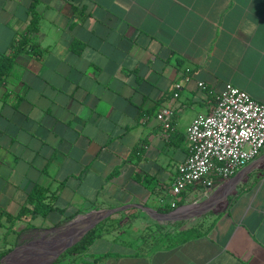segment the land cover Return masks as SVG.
<instances>
[{"label": "crops", "instance_id": "0c3cea01", "mask_svg": "<svg viewBox=\"0 0 264 264\" xmlns=\"http://www.w3.org/2000/svg\"><path fill=\"white\" fill-rule=\"evenodd\" d=\"M32 1L15 27L2 20L13 35ZM37 9L44 54L17 57L6 86L21 99L0 101V216L17 214L38 184L55 210L18 219L9 238L0 225V239L32 254L41 244L51 256L60 225L125 207L124 230L102 233L84 252L108 256L83 264H264V149L230 179L214 175L211 188L182 192L174 218L215 207L208 215L173 223L147 211H173L167 184L189 152L187 129L227 83L264 102V0H40ZM165 107L173 129L157 118ZM146 175L148 186L138 178ZM201 194L210 201L181 209ZM162 222L174 234L156 236ZM178 226L205 233L180 241ZM68 235L58 239L76 236Z\"/></svg>", "mask_w": 264, "mask_h": 264}, {"label": "built area", "instance_id": "2783aa9c", "mask_svg": "<svg viewBox=\"0 0 264 264\" xmlns=\"http://www.w3.org/2000/svg\"><path fill=\"white\" fill-rule=\"evenodd\" d=\"M199 85L205 87L203 82ZM174 115L172 108L165 107L157 118L165 128L173 129ZM187 139L189 152L178 164L169 187L173 207L188 186L201 182L211 188L214 175L228 180L261 154L264 149V102L227 83L213 110L193 119L187 129ZM161 201L165 203L166 199L162 197Z\"/></svg>", "mask_w": 264, "mask_h": 264}, {"label": "trees", "instance_id": "16d2710c", "mask_svg": "<svg viewBox=\"0 0 264 264\" xmlns=\"http://www.w3.org/2000/svg\"><path fill=\"white\" fill-rule=\"evenodd\" d=\"M40 0H33L29 11H28V21L26 27L23 30L16 31V34L12 38L10 44L8 45L7 49L0 53V86L4 85L6 79L13 73L15 62L17 57L22 53H30L37 58H41L44 54V49L41 47V44L38 40V33L40 30V18L41 13L38 11L37 6ZM74 9L77 7L74 5ZM178 64L183 66L184 61L179 60ZM188 73L191 70L187 69ZM14 91L7 88L6 91L0 95V101H5L10 96L14 95L15 102L14 104L17 105V102L21 99L20 93H14ZM140 149H137L138 151ZM117 173V171H115ZM139 180L145 182L147 186L153 180V178L149 175L144 177L138 176ZM49 189L42 185H36L34 189L29 193L27 201L25 205L21 207L17 214H11L9 212H2L1 218L5 219L3 222L0 220L1 226H6L8 232L15 231L14 225L18 219L23 218L27 215H44L47 216L55 210L54 207V197L48 195ZM167 210V209H164ZM69 218H66L67 221ZM177 231H181L184 235L180 239V241H184L188 238L196 237L202 235L203 230L197 226H193L188 229H183L182 226L177 227ZM102 233L97 231V228L91 229L89 232L85 234L77 243L73 246L68 248L65 253H63L60 257H58L52 264H58L60 260L68 255L73 254H82L89 250L92 243L95 241L96 237L100 236ZM11 249H1L0 250V260L2 257L7 255ZM108 256V253L99 254L97 256H93L97 261Z\"/></svg>", "mask_w": 264, "mask_h": 264}, {"label": "rangeland", "instance_id": "374dc122", "mask_svg": "<svg viewBox=\"0 0 264 264\" xmlns=\"http://www.w3.org/2000/svg\"><path fill=\"white\" fill-rule=\"evenodd\" d=\"M6 1H7V5L5 7V10H3L2 9V6H4L3 4H5ZM14 1L11 2V0H0V53L3 52V50L7 49L8 45L10 44V42L12 40L11 39L12 36H14L13 35L14 32L11 29H9L8 27H6L3 24V21L2 20L9 19L10 22H11V25L13 27H15L14 24H16L17 21L23 15V8H22V6L25 5V3L27 2V0H14ZM16 5H18V6L16 7ZM6 82H7V79H6L5 83H4V85L0 86V93H2V94L6 91V88H8L6 86ZM2 88H4V89H2ZM13 102H15V98H14V101ZM172 182H173V180H170L169 183L167 184V187H170L171 184H172ZM179 197H177V201L180 203L181 198H179ZM207 199H209L208 196L201 194L200 196L192 197L190 200L187 201L186 204H191V203H198L199 204V203H203ZM217 206H219V204ZM178 207L179 206L172 207L171 210H173V211L174 210H177ZM214 209H215V207L214 208H211V209L208 208V209L202 210L200 213L199 212H195L194 214H196V216H199V215H202V214L208 215L209 212L210 211H214ZM107 210L108 209H99V208L93 209L91 211H88V212H85L83 214L78 215L77 217H75L74 219H72L70 222H68V223H66L64 225H60V226L65 227V226L71 224L72 222H76L77 220L78 221L81 220L82 222H84L82 216L91 214V213H93V211L103 212V211H107ZM197 213H199V214H197ZM96 216L97 215H95L94 218ZM80 217L82 219H79ZM189 218L190 217H178V218L167 219L166 221H172L173 223L174 222L175 223H180V222H182L184 220H188ZM3 220L5 221L4 218H3ZM208 222H209V220L207 218V219H205L204 223L202 222L203 223L202 225H205ZM165 223L166 222H162L161 224H157V226L153 229V231H156V236L157 235H160V237H163L164 235H167V234H174V233H169L168 232L170 230L167 228V226H164ZM82 225H84V224H82ZM123 226H125V224H122L121 214L114 213V214H110L107 217L101 219L91 229L97 228V231L98 232H101V233L120 232V231H123L124 230L123 228H125V227H123ZM71 227L72 226H69V228H65V229L59 230L60 235H58V237L59 238H62L63 236L67 235L68 232L69 233H74L75 230L78 231L79 229L82 228V226L80 224L77 225V226H73L74 228H71ZM10 234H12V233L11 232H8L6 234V237L9 238L11 236ZM174 236L175 235H172V237H174ZM58 237H56V239H54L52 241H49V242H52L51 244H53V247L54 248L57 247V245H58V247L60 246V244H58V242H59L58 241L59 240ZM10 240H11L10 241L11 243H8L5 238L4 239L3 238L0 239V250L6 248V249H11L10 250V252H11V251H14V250L17 249L16 250L17 253L20 252V253L23 254L21 256V260L32 261L34 264H41V263H44V264H52L57 259L56 258L55 260H50V257H51L50 254H47V251L42 249V246L43 245H41V244H39V245L33 244L32 245L33 246V250L38 252L37 253L38 256H36V254L27 253V252H30L31 249L24 250L23 248H21L19 246V243L13 242V238H10ZM46 242H48V241H46ZM8 244H10V245H8ZM108 246L110 247L109 250H115V247H114L115 244H114V242L112 240H110V245H108ZM99 254H101V253L96 252V253H93V254H90V253L84 254V253H82V254L68 255V256L62 258L58 264H83L82 261H83V258L84 257H87V259L89 260V258L91 259L92 256H94V255L97 256ZM37 261H40V262L37 263Z\"/></svg>", "mask_w": 264, "mask_h": 264}, {"label": "water", "instance_id": "95a60500", "mask_svg": "<svg viewBox=\"0 0 264 264\" xmlns=\"http://www.w3.org/2000/svg\"><path fill=\"white\" fill-rule=\"evenodd\" d=\"M237 179V178H236ZM210 200L207 199L206 201H204L203 203H191V204H187V205H182L181 206V209H185L187 207H194V206H197V205H204L206 203H208ZM126 209L125 207H118V208H112V209H108L107 211H103L101 212L100 216L95 220L93 221L92 223H90L89 225H87L83 230H81L78 234H76V236H74L73 238H71L70 240H62L60 239L59 242H60V246L57 250L54 251V253L51 255L50 257V260H55L56 258H58L61 254H63L68 248H70L71 246H73L75 243H77L82 237L85 236V234L87 232L90 231V229L92 227L95 226V224L97 222H99L101 219L107 217L108 215L110 214H114V213H117L119 211H122ZM147 211H153L155 214L159 215L160 217H165V218H174L176 216V213H177V210H174V211H171L169 213H166V214H162V213H159L157 211H154V209H150V210H147ZM98 212V211H96ZM150 213V212H149ZM198 214V213H197ZM183 217H196V214L194 213H191V214H184L182 215ZM74 222H72L71 224H73ZM69 224V225H71ZM69 225L65 226V227H58V230H61V229H65V228H68ZM11 254V253H10ZM8 256V255H7ZM6 257V256H5ZM1 261V260H0Z\"/></svg>", "mask_w": 264, "mask_h": 264}, {"label": "flooded vegetation", "instance_id": "af4514ba", "mask_svg": "<svg viewBox=\"0 0 264 264\" xmlns=\"http://www.w3.org/2000/svg\"><path fill=\"white\" fill-rule=\"evenodd\" d=\"M24 250L29 249V247L23 248ZM17 250V249H16ZM16 250L9 252L7 255L1 258L0 264H34L32 261L21 260V256L23 255L20 252H16ZM11 253V254H10ZM40 261H37V263ZM42 264V263H41Z\"/></svg>", "mask_w": 264, "mask_h": 264}, {"label": "bare ground", "instance_id": "6f19581e", "mask_svg": "<svg viewBox=\"0 0 264 264\" xmlns=\"http://www.w3.org/2000/svg\"><path fill=\"white\" fill-rule=\"evenodd\" d=\"M99 214V215H98ZM100 214H101V212H95V213H93V214H88V215H86L84 218H83V221L84 222H82L81 220H77L76 222H74L73 224H71V225H69V226H72L71 228H74L73 226H77V225H81L82 226V228L81 229H79L78 231L77 230H75L74 231V233H69V235L67 236L69 239L71 238V237H73L74 235H76L77 233H79L81 230H83L87 225H89L90 223H92L93 221H95L99 216H100ZM95 215H97L95 218H94V216ZM85 219V220H84ZM82 224H84V225H82ZM59 243V242H58ZM58 246V245H57ZM54 250V249H53ZM52 251V250H51ZM36 256H38L37 254H36ZM45 256V255H44Z\"/></svg>", "mask_w": 264, "mask_h": 264}]
</instances>
